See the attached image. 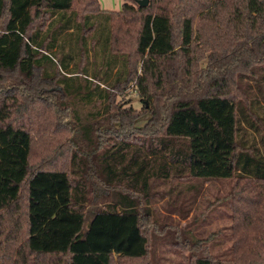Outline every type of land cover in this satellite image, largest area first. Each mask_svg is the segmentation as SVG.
I'll list each match as a JSON object with an SVG mask.
<instances>
[{
  "label": "trees",
  "instance_id": "obj_1",
  "mask_svg": "<svg viewBox=\"0 0 264 264\" xmlns=\"http://www.w3.org/2000/svg\"><path fill=\"white\" fill-rule=\"evenodd\" d=\"M224 178L230 256L185 227L179 264H264V0H0V264H151L153 189Z\"/></svg>",
  "mask_w": 264,
  "mask_h": 264
},
{
  "label": "rangeland",
  "instance_id": "obj_2",
  "mask_svg": "<svg viewBox=\"0 0 264 264\" xmlns=\"http://www.w3.org/2000/svg\"><path fill=\"white\" fill-rule=\"evenodd\" d=\"M100 6L104 10H121L124 0H99ZM89 74L92 75L91 72ZM88 77V76H85ZM91 78V77H90ZM77 82L86 83L83 76L78 77ZM126 105L132 106L137 111H143L144 103L135 87L131 85L125 94ZM76 109L75 114L86 118L90 115V111H94L93 105H83L79 103L77 98L69 100ZM99 105V104H98ZM97 105V106H98ZM75 106V107H74ZM96 106V107H97ZM99 107V106H98ZM151 112L145 111L135 122V131L129 135L131 139L142 137L139 134L150 121ZM74 120V119H73ZM114 139V138H112ZM137 140V141H138ZM190 186V184H187ZM194 190H186L191 194L192 206L190 205V213L188 219H184L177 213L174 214L170 207H167L166 200L168 194L161 195L162 187H156L153 192L157 194L156 199L152 203L154 218L159 221L164 227L169 226L168 230L163 234L156 232V238H153L152 262L151 264H179L184 259L177 254L181 246L176 245V242H181L182 238L177 236V233L183 232L185 227H191L189 231H193L197 238L207 239L210 249L214 255L228 257L232 249V230H231V209H230V193L232 190V181L229 178L218 180H200L194 182L192 188ZM191 188V189H192ZM198 195V196H197ZM190 196V195H187ZM100 204H88V209H96ZM189 222L185 226L186 222ZM193 223H191V222ZM195 223H197L195 229ZM197 230V231H196ZM180 235V234H179ZM205 242V243H206ZM155 253V256H154ZM111 264H150L136 257H125L114 255Z\"/></svg>",
  "mask_w": 264,
  "mask_h": 264
},
{
  "label": "water",
  "instance_id": "obj_3",
  "mask_svg": "<svg viewBox=\"0 0 264 264\" xmlns=\"http://www.w3.org/2000/svg\"><path fill=\"white\" fill-rule=\"evenodd\" d=\"M140 6H147L149 5V0H137Z\"/></svg>",
  "mask_w": 264,
  "mask_h": 264
}]
</instances>
